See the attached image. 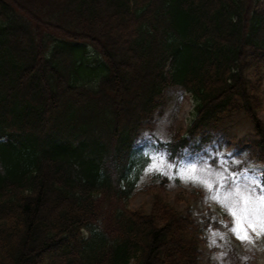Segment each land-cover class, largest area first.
I'll return each instance as SVG.
<instances>
[{
    "label": "trees",
    "instance_id": "1",
    "mask_svg": "<svg viewBox=\"0 0 264 264\" xmlns=\"http://www.w3.org/2000/svg\"><path fill=\"white\" fill-rule=\"evenodd\" d=\"M261 2L0 0V264H201L222 226L159 193L132 209L136 145L179 88L196 108L171 156L235 112L264 150Z\"/></svg>",
    "mask_w": 264,
    "mask_h": 264
},
{
    "label": "rangeland",
    "instance_id": "2",
    "mask_svg": "<svg viewBox=\"0 0 264 264\" xmlns=\"http://www.w3.org/2000/svg\"><path fill=\"white\" fill-rule=\"evenodd\" d=\"M262 5L264 7V2ZM107 34L110 35L109 32ZM194 109L195 102L189 94L180 89L170 90L165 93L161 109L145 122L139 146L150 157L165 153L166 159L158 162L156 168L149 166L151 160L145 166L139 189H151L138 192L131 200V207L137 210L142 205L148 206L150 193L157 191L181 210L185 209L186 204L194 205L199 213L209 208L219 217L226 232L211 231L207 243L202 246L201 263L229 264L226 261V246L229 244L236 249L242 264H264V203L258 200V196L264 193L256 187H252L248 193L251 197L248 203L250 214L244 223L253 225L254 230L248 228L247 239H238L234 234L232 228L236 219L230 214V211L244 206V192H238L235 185L251 187L252 175L258 182L264 181V163L260 160V148L257 146L260 139L249 120L243 114H235L225 120L214 133L212 141L201 147L200 151L194 153L188 149L185 156L172 160L164 149L165 145L171 142L173 136L176 138L177 133L187 130L193 120ZM260 117L264 120V107ZM194 164L195 168L188 167ZM233 174H236L234 180ZM193 176L209 180L213 187L194 182L191 179ZM222 177H227V181H223ZM163 179L166 181L161 184ZM224 183L229 185L227 190L222 187ZM178 195L182 200L177 201ZM214 197H218L219 202Z\"/></svg>",
    "mask_w": 264,
    "mask_h": 264
},
{
    "label": "snow or ice",
    "instance_id": "3",
    "mask_svg": "<svg viewBox=\"0 0 264 264\" xmlns=\"http://www.w3.org/2000/svg\"><path fill=\"white\" fill-rule=\"evenodd\" d=\"M149 159L152 161V163L149 166L156 168L159 166L158 162H162L166 159V154L165 153H159L153 157H150ZM188 167L195 168L196 165H190ZM208 171L211 172V169H209ZM217 175H219V173H217ZM235 175L236 174H233V180L235 179ZM191 179H193L194 182L200 183L205 187H209V188L213 187L211 182L209 180L203 178V177L193 176V177H191ZM250 179H251V187H249L248 185H240V184H237L234 186L238 192H240V191L244 192V195L242 197V199L244 201V206L242 209L230 211V214L234 217V219H236V223H235L234 227L232 228V231L237 236V238L241 239V240L248 238V228L249 227H251L254 230L253 225H250V224L245 225V223H244L246 216L248 214H250L249 209H248V203L251 201V197L248 195V193L251 191L252 187H256L259 189V191L261 193H264V187L261 186V185H264V181L258 182L255 175H252ZM222 180L227 181V177H222ZM222 187H224L227 190L229 185L227 183H224V184H222ZM214 198H216L219 202L218 197H214ZM258 200L260 203H264V195L258 196Z\"/></svg>",
    "mask_w": 264,
    "mask_h": 264
}]
</instances>
